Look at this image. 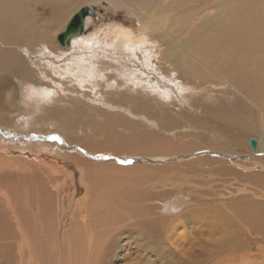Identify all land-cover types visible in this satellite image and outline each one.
<instances>
[{
  "label": "rangeland",
  "instance_id": "rangeland-1",
  "mask_svg": "<svg viewBox=\"0 0 264 264\" xmlns=\"http://www.w3.org/2000/svg\"><path fill=\"white\" fill-rule=\"evenodd\" d=\"M230 1L237 3L204 0L190 12L200 25L178 34L195 37L192 51L173 59L165 55L178 41L164 35L163 42L162 32L155 44L136 39L150 20L122 0L78 4L63 28L84 6L97 13L67 48L57 43L6 52L0 65V211L7 200L21 207L29 199L37 218L30 215L32 230L39 231L34 245L42 248L30 256L33 249L23 240L15 243L24 254L5 244L2 256L10 264H264V226L252 224L264 219V147L256 153L248 145L264 134L248 99L264 105V69L244 63V44L235 40L234 51L224 35L213 33L223 19L205 20ZM44 4L27 2L37 34L53 30ZM29 25L22 20L23 37ZM123 33L135 39L120 50L116 40ZM204 54L225 66L221 77L211 74L220 65H210ZM63 111L67 115L59 117ZM254 121L258 133L247 129ZM63 201L74 228L96 212L93 253L85 245L81 251L57 248ZM18 212L9 214L12 225L26 214ZM222 234L229 238L215 243Z\"/></svg>",
  "mask_w": 264,
  "mask_h": 264
},
{
  "label": "bare ground",
  "instance_id": "bare-ground-1",
  "mask_svg": "<svg viewBox=\"0 0 264 264\" xmlns=\"http://www.w3.org/2000/svg\"><path fill=\"white\" fill-rule=\"evenodd\" d=\"M88 1H90V0H41L42 3L46 4V5L44 4L45 6L48 5L50 7V9H49L51 12L50 17L53 16V23H52L53 24L52 25L53 30L52 31H46L44 29L43 32L38 31V34H37L34 27H33V19L29 17V16H31V10L27 7L28 0H0V40L4 41V43H0V65L7 61L6 52L10 51V50H14V49H16V50H20V49L32 50V49H35V48L40 47V46H42L41 47L42 50L59 48L60 44L58 43L57 38L65 30L67 24L69 23V21H68L66 26L63 28V26L65 25V21L70 17V12H72L74 10V8H76L78 6V4H80L82 2H88ZM122 1L125 3H128V4L132 3L134 5L133 6L134 9H136L138 12H142V13H140L141 17H147L150 20L149 26H147L148 28H146V29L143 28L140 32H138L139 35L136 36V39H138L139 41H141L143 43L148 42L150 44H155L157 35L162 32L163 42H165V38H167L169 40H174L176 42L178 41V44L176 47H171L170 45L169 46L167 45L168 47H171V48H168V50H167V54L165 55L166 59H173L177 55L178 51H183V50L192 51V45L195 42L194 41L195 37H192L189 40H182L178 33L185 31V30H193L194 26L200 25L199 24L200 22L195 20L194 17L192 16L193 13H190V12L192 10L198 8V4L202 3L204 0H122ZM236 1H237L236 4H234L232 1L228 2L227 6L225 5L223 7H220L217 11L211 13L209 15V17H206L205 20L207 22H209V24H211V23L213 24L214 20L223 19L221 21V23H219V27L213 33L214 34L218 33L219 35H222V36L224 35L223 36L224 37L223 43L226 42L230 45L231 44L234 45L235 40H237L240 44H242V46L244 44V48H246V51H247V54L244 58V63L247 64L248 66H251L255 70H263L264 69V0H245L242 2H240V0H236ZM136 5H138L139 7H137ZM187 6H190V7L187 8ZM228 7H231V10L229 12H228ZM24 9H26V11H24ZM226 13H228V14L225 17L224 14H226ZM35 14L37 15L38 13H35ZM33 16H35V15H33ZM90 18H88V20ZM24 19L27 20L30 23V25L25 29V32L28 35L23 37L22 36L23 33H22V30L20 28H21V22ZM171 22L173 23V25H172L173 27H170ZM87 23H86V26H87ZM143 23H145V22H143ZM57 29H58V31L63 29V31L61 33L58 32L59 34L57 33V34L53 35L52 33ZM164 35H165V38H164ZM77 38L79 39L80 36L73 37L71 39V41L74 42L75 39H77ZM133 39H135L134 36H132L128 33H123V34L118 36L116 41L118 42L117 44L121 50L124 47H129L128 43H130V41H132ZM232 48L234 51H238L237 47L232 46ZM195 49H196V51H198L199 46L195 47ZM195 57L197 60L204 62L202 55L199 54V55H196ZM207 57L208 56L204 54V58H207ZM208 60H209L210 65H212V66H219V65L221 66V67L220 66L217 67L215 69L216 70L215 72H211V74L213 76L221 77L220 73L224 74L223 71H225V69H223V68L225 66H223L220 63L218 58L208 57ZM248 99L250 102V106L252 107L251 110H252L253 115L255 113L257 115V117H260V120H261L260 123L262 122L261 124H263L264 123V105L263 104L261 105L260 103H258L257 102L258 99H256V98L251 99L248 97ZM243 107L249 108L246 105ZM49 115L55 117L56 115H59V112L50 111ZM64 115H67V114H65L63 111L59 117L64 116ZM67 124L68 123H66V125ZM232 124L236 125L235 123H232ZM66 125L61 128V131L63 128L67 127ZM246 126H247V129L249 132L258 133V131H259V124L255 121L253 123H249V122L246 123ZM223 127H224L223 130L226 129L225 126H223ZM263 131H264V128H263ZM254 139L256 140V142L258 144L257 150L255 152L259 153V151L263 150V147H264V145H263L264 144V134H263V137H258V138H254ZM221 147L230 148V147H228L227 144H223V143H222ZM124 198H126V197H124ZM124 201H125V199H124ZM129 201H131V200H129ZM26 203H27V205L21 204V207L20 206L16 207L15 204L13 205V203H11V201L7 200L6 205L8 208L6 210L4 209L2 213L0 211V259L4 262V264H10L9 258L2 256L5 253V251H4L6 249L5 244L10 243V244H12L11 246H15L16 245L15 242L17 239L23 240L25 242L24 243L25 247L27 246V247L33 249L30 252V256L36 255L37 249L42 252L41 247L36 248L34 245V242H36V239H38V232L39 231H38V228L36 227V232H33L32 228L34 227V225H33L32 221L34 219H37V218H36V216L35 217L33 216L34 214H31L32 207L30 206L31 205L30 200L27 199ZM57 203H59V202H57ZM60 204H61V202H60ZM68 204L69 203H66L65 201H63L62 204L59 206L61 212H59V214H58L59 217L57 216L56 221H58V223H59V225H57V226H59V228L61 227L62 239L60 240L61 244L59 242V244L57 245V248H60L62 246L69 244V247L73 248L74 250L77 249L76 246H80V251H81V246L85 245V246H87L89 252L93 253V250H94L93 243L99 242V239L97 238L96 233H95V226L97 223V219L95 218L97 216L96 212L92 211L91 214L94 217H93V219L90 217L89 223L86 221L79 226L76 225V228H74L76 222L72 220V218H73V214H71L72 209L69 208ZM128 205H130V204H128ZM128 207H130V206H128ZM16 208L17 209L19 208L18 209L19 212ZM125 209H127V208H125ZM23 210L26 213L25 216L22 217V214H21V216H19L18 221H15V224L12 225L11 217L9 214H11V213L15 214V212L20 213V211L22 212ZM88 212H89V210L87 209V214H88ZM252 212H249V213H252ZM116 213H118V212H116ZM254 213H255V211L253 212V214ZM253 214H252V216H253ZM30 215H32L34 217V219H31ZM109 216L111 218V213ZM112 217L114 218V216H112ZM39 220H37V221L39 222ZM110 220H113V219L111 218ZM118 222H117V224H118ZM260 222L264 226V219H263V221H261L260 218H256V222H253L252 224H254V226L256 228H259L262 226V225H260ZM180 223L182 224V222H180ZM132 224H131V228H132ZM10 226H13V229H11ZM115 226H118V225H115ZM68 229H70V230L66 231ZM77 230H78V233H76ZM258 230H260V229H258ZM258 230L256 229V231H258ZM119 231L120 230H118V232ZM126 232H128V231H126ZM137 235L139 236V239H142L143 241H145L146 237H144L142 234H139V233H137ZM225 235L226 234L216 236L214 238V242L215 243L225 242L226 238H229L228 236H225ZM73 237L75 239H73ZM117 240H114V241H117ZM32 241H33V244H32ZM62 242H63V244H62ZM111 242H110V244H112ZM235 243H237V242H235ZM150 244H151V246L153 245V248L156 247L155 243L153 244V242H151ZM233 244H232V246H234ZM17 245H16L17 250L21 253L23 252V254H24V252H25L24 247H22L19 250V246H17ZM236 245L234 246L235 248H237ZM20 246H22V245H20ZM142 247H144V246H142ZM234 247H233V249H234ZM83 249H85V248L83 247ZM106 249L108 251L110 248H106ZM85 250H87V249H85ZM53 251L55 252L56 250H53ZM53 251H49V254L52 255ZM5 255H6V253H5ZM37 255H38V253H37ZM34 257L36 259V256H34ZM166 258H167V256H166ZM116 259H118V258H116ZM22 260H24V258ZM2 261H0V264H2L1 263ZM30 264H41V263H39V261L34 262L32 260V262H30ZM102 264H104V263H102Z\"/></svg>",
  "mask_w": 264,
  "mask_h": 264
},
{
  "label": "water",
  "instance_id": "water-1",
  "mask_svg": "<svg viewBox=\"0 0 264 264\" xmlns=\"http://www.w3.org/2000/svg\"><path fill=\"white\" fill-rule=\"evenodd\" d=\"M96 9L94 6L82 7L69 21L65 30L58 36V43L62 48H67L71 45V39L76 36H81L86 31V23L88 18L96 15ZM248 145L252 151L257 150V142L254 139L248 141ZM104 157H95V159Z\"/></svg>",
  "mask_w": 264,
  "mask_h": 264
},
{
  "label": "snow or ice",
  "instance_id": "snow-or-ice-1",
  "mask_svg": "<svg viewBox=\"0 0 264 264\" xmlns=\"http://www.w3.org/2000/svg\"><path fill=\"white\" fill-rule=\"evenodd\" d=\"M55 139V138H54Z\"/></svg>",
  "mask_w": 264,
  "mask_h": 264
}]
</instances>
